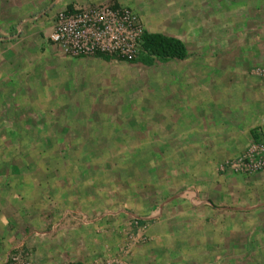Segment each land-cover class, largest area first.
<instances>
[{"label":"rangeland","instance_id":"374dc122","mask_svg":"<svg viewBox=\"0 0 264 264\" xmlns=\"http://www.w3.org/2000/svg\"><path fill=\"white\" fill-rule=\"evenodd\" d=\"M95 3L188 56L62 55L55 14ZM257 64L264 0H0V264H264V174L226 166L264 130Z\"/></svg>","mask_w":264,"mask_h":264},{"label":"built area","instance_id":"2783aa9c","mask_svg":"<svg viewBox=\"0 0 264 264\" xmlns=\"http://www.w3.org/2000/svg\"><path fill=\"white\" fill-rule=\"evenodd\" d=\"M144 32L141 20L131 8L95 3L58 11L49 40L65 56H108L130 62L143 52ZM251 74L264 89V66H253ZM226 166L245 176L264 173V140L254 138ZM3 264H29L27 252H10Z\"/></svg>","mask_w":264,"mask_h":264},{"label":"trees","instance_id":"16d2710c","mask_svg":"<svg viewBox=\"0 0 264 264\" xmlns=\"http://www.w3.org/2000/svg\"><path fill=\"white\" fill-rule=\"evenodd\" d=\"M67 9L71 10L69 6ZM142 54L130 61L144 65H153L156 62H166L172 59H185L188 56V49L184 41L176 36L166 35L160 32L145 31L142 37ZM109 59L108 56H99ZM123 60V59H122ZM68 264H81L68 263Z\"/></svg>","mask_w":264,"mask_h":264},{"label":"crops","instance_id":"0c3cea01","mask_svg":"<svg viewBox=\"0 0 264 264\" xmlns=\"http://www.w3.org/2000/svg\"><path fill=\"white\" fill-rule=\"evenodd\" d=\"M172 36H174V35H172ZM251 76L253 77V79L248 84V85L252 84V91L250 92V95L259 96L261 99L258 100L256 103H250V108L247 111L249 113H253L252 118H251V122H253L254 124L255 123L261 124L262 128L264 129V125H263L264 119H260V114L264 113V102H263L264 101V99H263L264 89L260 85L259 81L253 75H251ZM256 84L259 85V88L257 87ZM253 88H256V89H253ZM218 96H219L218 94H213L212 92H210V94H208L207 100L205 99L204 102H208L211 105V104H217V102L219 101L222 104L221 106L232 105V103H233L232 93H230V94L225 93L224 95L220 94V96L219 97ZM202 103L203 102L201 101L200 104H202ZM263 116H264V114H263ZM253 137L254 138H261L264 140V130L257 129V131H255ZM262 174H264V173H262Z\"/></svg>","mask_w":264,"mask_h":264}]
</instances>
